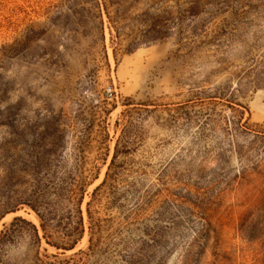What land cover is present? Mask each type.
I'll use <instances>...</instances> for the list:
<instances>
[{
  "label": "rangeland",
  "instance_id": "rangeland-1",
  "mask_svg": "<svg viewBox=\"0 0 264 264\" xmlns=\"http://www.w3.org/2000/svg\"><path fill=\"white\" fill-rule=\"evenodd\" d=\"M0 264H264V0H0Z\"/></svg>",
  "mask_w": 264,
  "mask_h": 264
},
{
  "label": "built area",
  "instance_id": "built-area-1",
  "mask_svg": "<svg viewBox=\"0 0 264 264\" xmlns=\"http://www.w3.org/2000/svg\"><path fill=\"white\" fill-rule=\"evenodd\" d=\"M105 96L109 100H114L117 97V90L114 86H108L105 89Z\"/></svg>",
  "mask_w": 264,
  "mask_h": 264
},
{
  "label": "trees",
  "instance_id": "trees-1",
  "mask_svg": "<svg viewBox=\"0 0 264 264\" xmlns=\"http://www.w3.org/2000/svg\"><path fill=\"white\" fill-rule=\"evenodd\" d=\"M89 218L92 219L90 212H89ZM71 241L72 242H71V245L69 246L68 250H73L75 248V246L77 245V243H78V240H75L73 238H71Z\"/></svg>",
  "mask_w": 264,
  "mask_h": 264
}]
</instances>
